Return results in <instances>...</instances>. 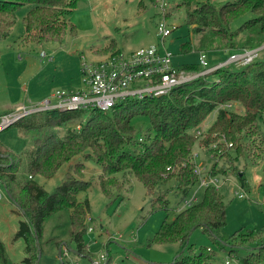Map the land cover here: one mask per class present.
Segmentation results:
<instances>
[{"label":"trees","instance_id":"16d2710c","mask_svg":"<svg viewBox=\"0 0 264 264\" xmlns=\"http://www.w3.org/2000/svg\"><path fill=\"white\" fill-rule=\"evenodd\" d=\"M77 2L0 0V40L11 34L17 12L30 6L22 18L24 40L62 42L68 28L71 33L76 32L67 16ZM181 5L185 7L186 23L196 34L204 33L202 44L196 48L199 51L209 48L230 54L264 43V0H227L221 4L215 0H183ZM242 16L246 18L234 27ZM107 49L120 52L115 42L102 50ZM182 50L184 53L192 51L190 42L182 44ZM177 67L201 69L199 63ZM212 74L218 77L214 81L197 78L189 86L179 85L168 94L129 99L109 110L42 111L15 123L31 134L32 145L19 156L0 146V181L25 215L19 221L14 237L24 240L26 256L22 264H38L44 222L61 210L70 212V243H66L67 247L76 249L78 255L90 256L84 237L91 205L88 197L79 198L81 192L88 190L90 181L78 178L70 168L52 191L34 179L36 175L53 177L65 162L82 150L86 151L88 159L100 164L106 175L120 171L132 174L144 184L152 210L167 211L149 240L150 244L180 245L182 251L167 264H225L217 262V252L210 247L202 246L201 251L195 253L189 243L192 232L202 228L220 249H226L220 235L227 212L221 192L213 185L205 187L200 201L176 211L172 219L169 195L173 192L180 196L179 206L198 183L193 155L196 142L208 147L218 159L225 158L231 166L243 155L252 162L264 158L261 130L264 124V57L241 66L231 63ZM229 103H238L244 111L231 110V106H227ZM84 112H88L86 119L82 116ZM213 112L215 117L210 128L202 136L196 135ZM139 115L149 116L154 131L153 134L147 133L144 141L138 139L140 132L134 131L133 119ZM79 118V130L73 129L64 137L46 130L52 124L64 126ZM35 132H41L43 136H35ZM15 157H18L17 162L20 163L21 159L24 162L27 175L24 180L17 176ZM217 165L213 164L209 174L217 175L221 171ZM103 174L99 175L100 189L110 195V189L116 184ZM237 174L244 182V172L239 170ZM170 181L172 187L167 186ZM13 184H19L24 191L22 196L16 195ZM230 240L228 253L239 259L238 264H264V230L241 228L232 234ZM240 248L246 250L244 255L238 254ZM110 262L108 259L106 264ZM0 264H11L1 239Z\"/></svg>","mask_w":264,"mask_h":264},{"label":"rangeland","instance_id":"374dc122","mask_svg":"<svg viewBox=\"0 0 264 264\" xmlns=\"http://www.w3.org/2000/svg\"><path fill=\"white\" fill-rule=\"evenodd\" d=\"M163 1L165 6L156 0H78L76 7L67 16L75 25L76 32L73 34L68 28L62 42L25 41L22 18L30 6L22 7L17 12V20L11 34L0 40V114L9 107L15 110L19 105L29 107L37 104L57 89L76 91L82 88L80 67L83 56L89 59L100 58L104 56V53L112 52L109 49H107L109 51L105 50L107 52L102 50L112 42H115L116 48L124 52L149 45L157 41V23L164 17L171 26L175 25L172 34L166 38L165 42L168 49L175 55V65L182 67V65L198 63L199 53L202 51L206 53L211 65L228 57V52L211 51L206 47H204L205 50H197L198 45L202 44L201 39L204 33L196 34L193 27L186 23L185 7L181 5L183 0ZM215 1L221 4L227 0ZM245 18L243 16L238 18L233 24L234 27H237ZM186 42H190L192 51L184 53L182 44ZM42 51L48 55L42 57ZM263 57L264 50L257 58ZM185 70L186 74L199 71L197 68ZM197 78H208L214 81L218 77L210 73L195 77L183 84L189 86ZM36 97L43 98L35 100ZM230 109L244 111L238 103H232ZM82 116L86 119L88 112H84ZM214 117L215 112L209 115L196 131V135L202 136L210 128ZM80 119L64 126L52 124L46 130L64 137L72 133L73 129L79 130ZM133 125L134 131L138 134L140 132L141 141L145 140L147 133H154L147 115L136 116L133 119ZM261 130L264 139V124ZM41 135V132H35V136ZM0 145L19 156L32 145V137L31 134L24 132L23 128L13 124L0 131ZM130 147L138 149L136 146ZM193 152L195 162L205 168L204 172L209 173L214 163H217V167L221 169L216 175L220 182V186L216 189L223 195L227 209L226 224L220 231L221 241L227 246L225 250L220 249V246L202 228L192 232L189 243L193 245L195 253L201 251L202 246L210 247L217 252V262L223 263L228 256L230 259L237 258L228 253V246L232 242L230 239L236 230L241 228L264 230V206L261 204L264 198V158L252 162L250 158L243 155L234 161V166H231L225 158L218 159L214 152L198 142L195 143ZM15 158L18 163L17 176L19 180H24L27 176L24 172V162L21 159L19 163L18 157ZM79 166L80 171H78ZM67 168H70L78 178L91 183L86 192L79 194L81 199L88 197L91 205L84 237L89 246L90 256L77 255L71 251L70 247L67 257L62 259L58 255V246L51 239L56 238L70 243L69 211L61 210L44 222L39 240L41 254L38 264H70L76 261L79 264H93L101 255L110 259V264H167L173 261L178 250L182 251L178 243H149L167 211L152 210L150 197L146 195L144 184L124 171L106 175L100 164L86 157L84 150L65 162L53 177L36 175L34 179L46 190L52 191L62 182ZM239 170L244 172V182L238 177ZM103 173L108 177L107 180H113L116 184V187L110 189V195L100 189L99 175ZM19 184L15 186L13 184L18 197L24 194ZM171 184L170 181L167 186L172 187ZM203 191L204 188L197 183L186 198L195 194L197 201H200ZM169 199V213L172 219L175 212L181 210L179 207L182 203L177 206L180 196L173 192L170 193ZM17 210L18 204L7 190H4L0 199V239L7 243L11 264H22V259L26 256L24 240L13 239L18 222L21 220ZM64 247H67V244L62 247L63 252ZM245 252V249L238 250L239 255H244ZM237 263L239 259L234 261V264Z\"/></svg>","mask_w":264,"mask_h":264},{"label":"built area","instance_id":"2783aa9c","mask_svg":"<svg viewBox=\"0 0 264 264\" xmlns=\"http://www.w3.org/2000/svg\"><path fill=\"white\" fill-rule=\"evenodd\" d=\"M156 1L165 6L163 0ZM174 28L175 25L171 26L164 17L157 23V41L149 45L130 52L120 50V52L105 53L104 56L96 59L83 56L80 67L82 88L76 91L57 89L37 104L29 107L19 105L15 110L1 113L0 131L28 115L42 111L109 110L129 99H144L168 94L186 81L208 75L222 66L231 63L238 66L248 64L254 61L264 49L263 43L255 48L233 51L225 60L212 65L209 64L206 53L202 51L199 53L198 61L201 69L192 74H186L185 69H180L174 64L175 55L165 43ZM47 55L45 51L41 52L42 57ZM50 59L52 60V57ZM231 105L232 103L227 104L229 107ZM139 140L141 141L142 138ZM193 155L195 159V153ZM203 170L205 168L195 162L194 172L198 175V185L203 188L210 185L218 188L220 186L218 177ZM4 190L0 181V199ZM196 202H198L197 197L193 194L190 198H185L179 208L188 207ZM261 204L264 206V198ZM68 255L69 248L64 247V252L61 253L62 259ZM107 260L106 256L101 255L93 264H106ZM237 260L234 257L230 259L228 256L224 263L234 264Z\"/></svg>","mask_w":264,"mask_h":264},{"label":"crops","instance_id":"0c3cea01","mask_svg":"<svg viewBox=\"0 0 264 264\" xmlns=\"http://www.w3.org/2000/svg\"><path fill=\"white\" fill-rule=\"evenodd\" d=\"M105 54V53H104ZM43 97H45V95L43 96ZM43 97H36V99L35 100H40V99H42ZM12 109V107H9V108H6V109H4L3 111H1V112H6V111H10ZM3 149H8V148H6V147H3L2 145H0ZM17 213L21 216V220L22 219H24L25 218V215H24V213H23V211L21 210V208H20V206L18 205V210H17ZM69 214H70V212H69ZM69 219H70V216H69ZM20 221V220H19ZM18 227H19V222H18V225H17V229H16V231H15V233L17 232V230H18ZM14 237H15V234H14V236H13V239H14ZM2 240V239H1ZM19 240V239H18ZM3 241V240H2ZM51 241H53V242H56V244H57V246H58V255L61 257V253H62V251H63V249H62V247L66 244V242L64 241V242H62V240H58V239H56V238H54V239H51ZM4 243H5V247H6V252H7V255L9 254V251H8V246H7V243L5 242V241H3ZM24 251H25V248H24ZM26 254V253H25ZM179 254V250L177 251V253H176V256ZM78 255V254H77ZM175 256V257H176ZM8 257H9V255H8ZM25 257V256H24ZM89 257V256H88ZM174 257V258H175ZM9 259H10V257H9ZM23 260V259H22ZM174 260V259H173ZM77 262V261H76ZM78 263V262H77ZM62 264H64V263H62ZM79 264V263H78Z\"/></svg>","mask_w":264,"mask_h":264},{"label":"water","instance_id":"95a60500","mask_svg":"<svg viewBox=\"0 0 264 264\" xmlns=\"http://www.w3.org/2000/svg\"><path fill=\"white\" fill-rule=\"evenodd\" d=\"M73 253H76L77 254V250L76 249H72L71 250Z\"/></svg>","mask_w":264,"mask_h":264}]
</instances>
